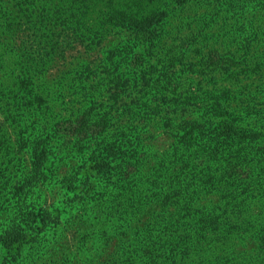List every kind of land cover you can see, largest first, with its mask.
Returning <instances> with one entry per match:
<instances>
[{
  "label": "trees",
  "instance_id": "trees-1",
  "mask_svg": "<svg viewBox=\"0 0 264 264\" xmlns=\"http://www.w3.org/2000/svg\"><path fill=\"white\" fill-rule=\"evenodd\" d=\"M144 2L156 1L15 0L12 8L0 0V108L9 106L1 114L19 123L13 135L20 153L27 151L24 164L29 162L27 171L19 170L22 185L5 207L15 216L2 230L1 249L12 256L26 243L36 217L48 223L28 203L32 190H27L48 180L50 159L66 149L67 140L58 152L53 123L59 119L53 116H61L57 104L65 106L76 91L79 109L66 110L84 114L66 121L79 128L74 145L85 150L87 170L67 180V187L81 183L82 205L100 238L117 243L114 264H264V107L248 102L264 96L263 24L252 21L242 39L247 61L210 50L200 61L203 70L189 64L177 73L171 66L160 75L154 55L168 14L145 11ZM108 33L126 40L111 51L112 72L73 63L70 77L58 68L48 73V64L67 60L77 46L87 48V63L90 50ZM119 60L141 67L135 89ZM250 76L262 84H252L255 89L246 84L244 96L236 88L244 89L240 85ZM156 77L163 86L152 82ZM193 80L200 81L198 88ZM107 100L126 103L97 124L94 115L108 107ZM131 103L138 110H130ZM125 129L132 142H125ZM164 141L170 144L158 145ZM12 142V136L0 134V161L16 160L10 158ZM8 162L0 163L1 192L8 179L1 165Z\"/></svg>",
  "mask_w": 264,
  "mask_h": 264
},
{
  "label": "rangeland",
  "instance_id": "rangeland-1",
  "mask_svg": "<svg viewBox=\"0 0 264 264\" xmlns=\"http://www.w3.org/2000/svg\"><path fill=\"white\" fill-rule=\"evenodd\" d=\"M8 1L10 7L14 8L15 0ZM155 1L154 3L144 2V10L147 12L157 11L156 13L166 12L168 14L164 19V24H162L161 40L154 55V64L160 71V75L164 74L171 66L174 67V71L178 70L177 73L188 69L189 64L197 66V70H203L205 64L200 61L203 55H206L210 50H212L211 55L215 54V50H219V53H223L225 57L233 54L239 61L243 60L240 59V56L247 61L249 60L247 57L249 52L245 51L244 47L242 48V39L249 36L247 31L251 30L250 24H252V21L256 25L263 24L262 27L264 28V14L259 11L261 8L264 13V6L261 5L264 0H254L251 1L252 4H239L237 2L239 0H225L224 3L219 2V0H186V2L180 4L181 0H174L169 6L163 5L162 0ZM125 43L126 40L123 35L108 33L99 47L95 48L96 50H90L87 63H85L86 53H88L87 48L77 46L76 49L68 52L67 60L48 64L47 67L50 66L48 73H55L56 68H58V70L66 73L64 74L66 77H70L74 68L73 63H78L79 65L76 64L78 68L86 64L91 67L98 66L97 69L100 73L106 70L112 72L113 70L109 69L110 61H112L111 51L115 48H121ZM96 58H99V61ZM117 64L120 66L122 74L130 77L131 89H135L138 82L135 77L141 75L139 74L141 67L127 64L124 60H119ZM243 64L242 66L245 67L244 62ZM115 67L116 65H113V68ZM59 76H62V73ZM162 80V77H156L152 82L156 86H163ZM253 81L254 83H252ZM182 82L187 85L185 80ZM199 83L200 81L193 80V84L197 88ZM246 84H250V88L255 89L252 84L260 86L262 83L257 81L254 76H250L249 80H245L240 85L244 86V89L236 88L244 96H248L249 91L245 89ZM201 86L206 88L207 82L202 81ZM262 91L264 92V88H262ZM75 92L73 91L72 95H68L65 101H68V103L63 102V104H66L65 106H62L61 102L57 104L55 113L61 116H53V118L59 119V122L53 123V134L58 137L56 141H58L60 148L58 152L64 149L67 140L66 149L62 154L56 156L57 160L50 159L48 180L39 187L27 190H32L28 197V203L33 202L36 211L45 214V221H48V223L43 226L42 217H36L37 222L33 224L32 230L28 232L30 235L24 240L26 243L20 249L13 250L12 256L15 258L8 255L4 249L2 250L0 245V264H114L119 261L115 258L116 241L102 240L96 229L97 225H94L93 218L86 214V208L82 205L86 198L84 199L85 196L80 191L81 183L78 182V188L67 187L69 184L67 180L76 176L80 170L84 173L87 170L84 165L88 157L85 160L82 159L85 150L74 145V138L78 135L77 130L79 128L76 124L71 126L66 121L84 114L82 112L78 115L73 110H66V108L72 107L79 109L80 101L74 95ZM131 102H134L133 99ZM248 102L256 108L264 107V96L261 95L257 101H252V97H249ZM125 103L126 100H123L116 106L113 100L105 101L108 107H101L94 115L97 124H101L103 119H110V111L116 110L118 106H124ZM132 104H130V110H138V104ZM94 107H91V109ZM8 108V105H5L2 109L0 108V134H3L4 137L12 136L11 146L13 149L10 150L12 152L10 158L15 156L16 160L13 159L11 163L8 162V159L0 161V163L8 162L1 165L6 170L5 174L8 175V179L3 181L1 185L3 192L0 191V236L2 230L11 224V219L15 216L14 211L5 209V207L13 194L17 192V187L22 185L20 181L23 178L18 180L19 170L24 169L27 171V168H29V162L24 164V160L28 158L27 151L20 153L19 144L15 142L16 138L13 135L14 128L19 123L6 121L5 116L1 114V110L7 111ZM63 108H65V111H63ZM117 113L112 116H119ZM117 128L121 132L124 129L120 125ZM125 132V142H132V134L126 129ZM169 144V141L158 143L162 147ZM117 145L123 146L125 144L120 145L118 142ZM68 148L72 149V152H68ZM123 149L121 148V150ZM18 159H21V161L18 162ZM38 222L40 224H37Z\"/></svg>",
  "mask_w": 264,
  "mask_h": 264
}]
</instances>
